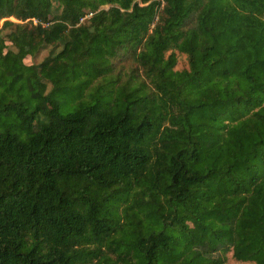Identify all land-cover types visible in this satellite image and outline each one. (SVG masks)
<instances>
[{"label":"trees","instance_id":"1","mask_svg":"<svg viewBox=\"0 0 264 264\" xmlns=\"http://www.w3.org/2000/svg\"><path fill=\"white\" fill-rule=\"evenodd\" d=\"M0 22V264H264V0H0Z\"/></svg>","mask_w":264,"mask_h":264},{"label":"rangeland","instance_id":"2","mask_svg":"<svg viewBox=\"0 0 264 264\" xmlns=\"http://www.w3.org/2000/svg\"><path fill=\"white\" fill-rule=\"evenodd\" d=\"M88 16H86L82 21H84ZM9 18L15 21H18L13 16H9ZM60 47H61V44L57 46L56 50H58ZM49 48L50 46H47L41 49L40 51H38L34 55H27L24 57V60L26 62L32 61L33 63H37L41 61L42 58L48 53ZM120 64L124 66L125 70H128L133 65V62L131 59L125 57L122 60V63ZM49 88H50V83H47L45 90L47 91L49 90ZM20 93H21L20 99L24 100L25 102L24 104L28 107V109L26 110L27 113H29L31 110L36 108V106L39 104L38 99L32 98V100L27 101V97L31 93V91L28 90L27 88L22 89ZM78 95H79V91L77 89H73V90H68L67 92L64 91L56 96V98L61 103L65 102L66 104L65 106H62V108H60L62 113H66L67 110L75 108L78 105V101H80V99L81 100L83 99V98L78 97ZM8 111L9 112L7 113H4V112L2 113L3 120L5 121L6 124L10 126L11 132L17 134L20 139H25L30 132L29 127L31 128L32 126H29L26 123L21 124V116L17 114L15 110H8ZM33 115H34L33 122H32L33 124L38 120L43 121L46 118V116L41 111L34 112ZM222 264H230V263L224 261ZM233 264H238V263H233Z\"/></svg>","mask_w":264,"mask_h":264},{"label":"built area","instance_id":"3","mask_svg":"<svg viewBox=\"0 0 264 264\" xmlns=\"http://www.w3.org/2000/svg\"><path fill=\"white\" fill-rule=\"evenodd\" d=\"M86 16H88V14H86L85 16L80 17V21L79 22H81Z\"/></svg>","mask_w":264,"mask_h":264}]
</instances>
